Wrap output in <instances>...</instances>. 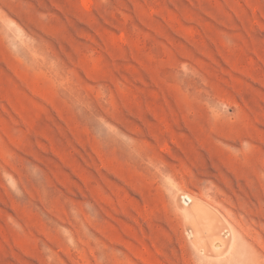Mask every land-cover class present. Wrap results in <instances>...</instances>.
<instances>
[{"label":"rangeland","instance_id":"obj_1","mask_svg":"<svg viewBox=\"0 0 264 264\" xmlns=\"http://www.w3.org/2000/svg\"><path fill=\"white\" fill-rule=\"evenodd\" d=\"M0 264H264V0H0Z\"/></svg>","mask_w":264,"mask_h":264},{"label":"bare ground","instance_id":"obj_2","mask_svg":"<svg viewBox=\"0 0 264 264\" xmlns=\"http://www.w3.org/2000/svg\"><path fill=\"white\" fill-rule=\"evenodd\" d=\"M187 198L186 200L190 202L187 204L188 206H182V204L180 206L185 214L193 220L189 235L194 237L193 239L200 245L201 251L209 254L217 249L228 247L231 231L220 214L193 197L188 196Z\"/></svg>","mask_w":264,"mask_h":264}]
</instances>
